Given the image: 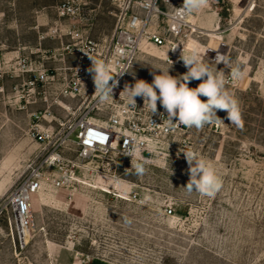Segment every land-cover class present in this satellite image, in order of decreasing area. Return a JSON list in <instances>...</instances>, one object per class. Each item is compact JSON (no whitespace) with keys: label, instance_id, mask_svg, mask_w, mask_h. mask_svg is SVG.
Masks as SVG:
<instances>
[{"label":"rangeland","instance_id":"obj_1","mask_svg":"<svg viewBox=\"0 0 264 264\" xmlns=\"http://www.w3.org/2000/svg\"><path fill=\"white\" fill-rule=\"evenodd\" d=\"M129 1L0 0V264H264V0H208L188 18L200 29L171 51L139 49L118 79V96L100 105L101 118L117 114L118 107L134 108L124 85L151 83L158 67L183 75L182 50L194 46L203 62L224 73L241 108V126L219 110L224 121L174 132L135 157L146 168L141 176L128 158L119 157L116 168L99 153L104 163L89 165L83 179L129 200L82 183L44 188L35 195L23 243L14 220L13 235L3 205L40 153L30 129L57 127L79 106L95 102L91 74L85 83V75L71 70L75 52L87 41L105 52ZM165 19H154L161 31ZM218 53L238 64L243 77L233 78L223 62H214ZM77 80L73 93L67 85ZM135 108L151 113L141 97ZM162 109L157 101V111ZM186 150L215 166L223 184L214 196L186 193Z\"/></svg>","mask_w":264,"mask_h":264},{"label":"built area","instance_id":"obj_2","mask_svg":"<svg viewBox=\"0 0 264 264\" xmlns=\"http://www.w3.org/2000/svg\"><path fill=\"white\" fill-rule=\"evenodd\" d=\"M182 9L181 0H130L129 7L122 16L123 22L119 31L106 51L102 53L95 42L87 41L75 52L78 60L71 68L73 74L85 75V78L81 79L86 83L90 74L88 69L91 66V56L108 63L115 75L114 79L118 82L121 77L119 73L125 71L136 57L142 41L147 40L159 48H165L166 52L171 51L175 44H182L192 33L186 16L181 14ZM160 17L166 18L162 31L159 30V23L154 20ZM167 58L170 61L175 60L172 55ZM113 60H116V63H113ZM79 84L78 80L69 83L67 89L73 92ZM118 90L117 83L113 95H117ZM96 96L95 102L84 109L79 106L71 116L60 120L57 127L36 124L30 129L40 153L28 163L26 178L7 197L3 205L12 232L14 220L20 245L23 241L19 221L23 227V220L25 225H30L33 218L30 198L32 191L44 188L56 191L75 188L79 185L81 177L90 172L92 166L89 165L104 163L97 158L98 152L112 154L111 165L117 168L119 157L131 160L129 156L123 155L130 146V138H134L139 145L138 151L144 152L150 143L157 145L162 139L169 138L174 132L185 128L183 125L169 128L164 109L152 114L135 107L122 106L118 107L117 114L101 118L99 116L103 115L104 111L100 105L103 102L99 101L98 93ZM101 191L123 199L117 193ZM165 212L171 214L172 208L165 209Z\"/></svg>","mask_w":264,"mask_h":264},{"label":"clouds","instance_id":"obj_3","mask_svg":"<svg viewBox=\"0 0 264 264\" xmlns=\"http://www.w3.org/2000/svg\"><path fill=\"white\" fill-rule=\"evenodd\" d=\"M208 4V0H184L182 15L190 16L194 12L202 10ZM91 66L88 72L91 74L95 92L98 93L100 102H106L113 96V89L117 86L109 64L101 59L89 56ZM180 59L183 61L187 72L183 75L172 76L169 73L171 67L153 68L159 70L152 72L151 83L145 80H136L134 85L125 84L124 92L130 106H136V97H141L154 114L157 111V101L167 113V126L175 128L183 125L188 128L202 129L211 122L224 121L217 116L219 110L227 113V119L237 126L242 125L241 108L238 100L227 89L224 73L214 71L210 63L202 61L196 47L188 51L182 50ZM214 62H223L230 69L233 78H242L243 72L237 64L232 66L227 55L217 54ZM125 72L121 71L119 75ZM192 80L201 81L195 88H190ZM205 97L206 100H201ZM175 119V122H174ZM129 147L123 155L131 158V168L137 176L144 175L146 168L144 162L136 157L139 145L134 138H130ZM188 164L189 179L184 186L188 195L197 192L205 196H214L222 188V178L217 174L215 166L207 160L199 157L194 151L184 152Z\"/></svg>","mask_w":264,"mask_h":264},{"label":"bare ground","instance_id":"obj_4","mask_svg":"<svg viewBox=\"0 0 264 264\" xmlns=\"http://www.w3.org/2000/svg\"><path fill=\"white\" fill-rule=\"evenodd\" d=\"M188 18H189V16H186V19H187V21H188ZM188 23H189V25H190V27L192 28V31H194V29H195V27H199V29H200V27L201 26H198L197 25V23H194V22H189L188 21ZM218 29H215V28H212V29H209L208 31H210V32H216ZM178 44H175V46H177ZM154 47V48H159V47H157V46H155L153 43H150L149 41H147V40H144V41H142L141 43H140V49L142 48V47ZM170 56V55H169ZM178 60H180V59H178ZM113 63H116V60H113ZM181 64V63H180ZM121 84V83H120ZM122 85V84H121ZM119 91V90H118ZM118 96V95H117ZM114 98V97H113ZM111 101V100H110ZM156 146V144L155 143H150L149 144V146L144 150L145 152L146 151H151L152 149H153V147H155ZM103 154V155H106V156H108L109 157V159H108V163L109 164H111V156H112V154H107V153H105V152H98L97 153V155L98 154ZM144 152L143 151H141V152H137V154H136V156L137 155H142ZM87 165V164H86ZM88 166V165H87ZM80 181V183H82V184H87V185H89V186H91L92 188H99L96 184H94V185H92L91 183H87L84 179H83V177H81V179L79 180ZM100 190H105L106 192H109V191H107L106 189H104V188H99ZM39 191H41V190H39ZM39 191H32L31 193H30V198H31V207L33 206V203H34V199H35V195L39 192ZM119 197H121V198H123V199H126V200H129V198L128 197H126V196H122V195H118ZM30 227V225H25V221L23 220V227H22V225H21V222L19 221V228H20V232H21V229H22V233H21V236L22 237H24L25 238V233H24V229H25V227ZM30 229V228H29ZM23 234V235H22Z\"/></svg>","mask_w":264,"mask_h":264}]
</instances>
